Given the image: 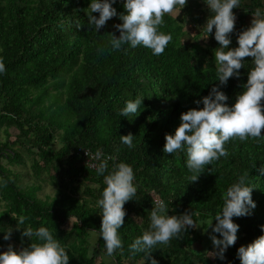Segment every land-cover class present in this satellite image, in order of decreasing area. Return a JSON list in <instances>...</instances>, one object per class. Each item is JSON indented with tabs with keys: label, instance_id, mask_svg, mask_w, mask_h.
<instances>
[{
	"label": "trees",
	"instance_id": "obj_1",
	"mask_svg": "<svg viewBox=\"0 0 264 264\" xmlns=\"http://www.w3.org/2000/svg\"><path fill=\"white\" fill-rule=\"evenodd\" d=\"M88 3L0 0V56L7 68L0 75V131L5 136L0 141V159L24 164L25 156L30 157V176L35 179L22 185L18 175L0 163V176L11 178L0 190V227L12 229L8 240L0 231V251L30 243L11 215L25 214L26 223L34 228L44 224L56 229L57 238L69 250L68 264H142L144 254L131 255L128 244L148 227L155 197L169 202V214L193 211L200 213L194 219L205 220L223 203L224 189L247 168L255 207L249 215L233 217L239 224L237 240L226 249L224 259L208 255L214 248L200 231L202 226L189 227L183 238H174L150 254L158 264H240L238 247L264 232V142L229 141V157L214 161L189 182L186 154L165 153L163 145L165 133L174 132L180 123V113L202 107V102L194 101L207 95L213 84L226 93L225 103L231 105L247 80L252 58H244L239 77L219 82L214 57L218 42L211 33L200 37L210 14L203 0H187L176 19L165 14L161 30L171 32L173 39L161 55L154 56L142 46L98 54L107 32L119 35L115 24L121 21L114 16L96 32L84 12ZM113 6L117 12L126 11L122 0H114ZM259 6H264V0H242V6L233 8L236 21L228 47L237 46L239 31L251 23L252 9ZM76 19L81 20L80 27ZM185 24L196 30L186 39L190 33ZM136 96H142L138 114L119 116L124 102ZM128 133L135 135L134 148L120 141V135ZM78 146L114 155L135 171L139 198L124 204L126 215L119 229L124 247L112 258L105 255L103 238L95 235L102 219L96 200L104 179L82 163ZM113 163L109 161V168ZM42 180L53 193L40 198Z\"/></svg>",
	"mask_w": 264,
	"mask_h": 264
},
{
	"label": "clouds",
	"instance_id": "obj_2",
	"mask_svg": "<svg viewBox=\"0 0 264 264\" xmlns=\"http://www.w3.org/2000/svg\"><path fill=\"white\" fill-rule=\"evenodd\" d=\"M209 10V16L203 24L207 38L211 33L218 46L214 49L215 77L221 84H226L230 77H239V69L245 64L244 58H252L247 80L242 84L235 101L225 103L228 97L225 92L213 84L207 95L194 101L202 107H192L180 113V123L174 132L165 133L163 151L175 154H186L185 165L188 170L187 180L196 181L199 174L221 157L228 158L229 150L226 144L231 140L240 141L249 138L257 143L264 142V6L252 9L251 23L239 31L236 39L237 46L231 44V33L234 30L236 15L234 7L242 6V0H203ZM126 11L117 12L113 6L114 0H89L84 12L88 22L97 32L106 22L118 16L120 23L115 24L119 35L107 32V40L97 47L98 54L106 51H128L144 47L151 50L154 56L161 55L173 39L171 32L161 30L165 24V14H174L176 19L179 11L186 5L187 0H122ZM93 13H98L94 15ZM80 27L81 20L76 19ZM183 42V41H182ZM7 71L4 58L0 56V75ZM142 106V96L127 99L119 109V116L131 118L138 114ZM132 133L120 135V141L128 148H134ZM99 157L94 167L97 175H102L104 187L96 200V206L102 216L99 232L95 235L103 238L105 255L114 257L118 250L124 247L119 229L124 224L126 209L125 202L138 199V185L135 183V171L131 164L117 161L114 155ZM114 161L109 168V161ZM11 178L0 176V190L5 188ZM249 169L239 172L222 192L223 203L218 210L210 213L205 220H197L200 213L185 211L181 214H169V202L162 197H155L149 210V223L142 229L128 249L131 255L143 253L142 264H158L150 254L157 248L168 245L174 238H183L189 228L210 226L209 234L213 251L208 255L224 259L226 249L237 240L239 224L233 217L251 214L255 207L251 190ZM17 221V227L22 228V235L29 238L30 243L18 250L9 245L0 251V264H68L69 250L56 236V229L41 224L33 227L25 214H11ZM213 217L215 223H213ZM264 228V225L261 226ZM11 228L0 227L4 239H10ZM218 233L219 235H216ZM240 264H264V232L247 245L237 249Z\"/></svg>",
	"mask_w": 264,
	"mask_h": 264
},
{
	"label": "rangeland",
	"instance_id": "obj_3",
	"mask_svg": "<svg viewBox=\"0 0 264 264\" xmlns=\"http://www.w3.org/2000/svg\"><path fill=\"white\" fill-rule=\"evenodd\" d=\"M185 30H187L190 35H186L185 39L188 37L190 38L191 35L196 33V30L189 24H185L184 25ZM5 136L3 134L2 131H0V141L4 140ZM14 136H10L9 140H13ZM30 157L25 156V160H24V164H10L8 163L7 160H5L4 158L0 159V163L3 167H5L6 169H9L11 173H15L16 175H18V181H20V183H22V185H29L33 179V177L30 176ZM41 184V189L37 192L38 196L40 198L44 197L45 194H52L53 193V189L52 186L48 183H46L45 181H40ZM0 209H2V206H0ZM200 231L205 232L207 235V241H211L210 236L208 233H210L212 231L211 227L209 226L207 228V230H202L200 229ZM90 244H93V242H95V235L91 234L90 235ZM13 245H16V243H12ZM212 245V243H210ZM193 246H195V248H198L196 244H194ZM205 246V245H204ZM206 247V246H205ZM91 248V245H90ZM213 248V245H212ZM99 255V254H97ZM99 261V256L96 257V262Z\"/></svg>",
	"mask_w": 264,
	"mask_h": 264
},
{
	"label": "built area",
	"instance_id": "obj_4",
	"mask_svg": "<svg viewBox=\"0 0 264 264\" xmlns=\"http://www.w3.org/2000/svg\"><path fill=\"white\" fill-rule=\"evenodd\" d=\"M97 152L102 153L101 150L92 151L91 149H89L87 147H82V146H78L77 150H76V153L81 158L82 163L90 169L95 168L94 165H95L96 161L99 159V157H95V154ZM107 155H109V154H107ZM107 155H104V156H107Z\"/></svg>",
	"mask_w": 264,
	"mask_h": 264
}]
</instances>
